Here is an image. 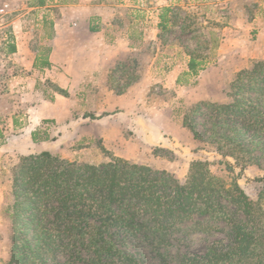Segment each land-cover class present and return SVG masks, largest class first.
<instances>
[{
	"label": "crops",
	"instance_id": "0c3cea01",
	"mask_svg": "<svg viewBox=\"0 0 264 264\" xmlns=\"http://www.w3.org/2000/svg\"><path fill=\"white\" fill-rule=\"evenodd\" d=\"M245 1L258 4L256 15L231 13L235 23L223 28L228 36L216 46L215 62L206 61L194 74L187 54L169 65L172 58L163 56L168 45L158 43L160 11L169 0H2L7 6L2 48L14 70L10 81L18 84L16 99L31 104L23 106L26 122L19 116L11 121L20 135L7 138L0 124V159L50 152L54 137L40 138L42 124H64L65 132L80 124L82 138L138 164H147L134 159L140 151L178 147L187 155L185 112L200 101L225 103L234 72L264 60V0ZM253 30L256 39L249 42ZM138 54L145 64L136 60ZM133 60L140 77L116 93L110 84H123L121 63L125 77Z\"/></svg>",
	"mask_w": 264,
	"mask_h": 264
},
{
	"label": "trees",
	"instance_id": "16d2710c",
	"mask_svg": "<svg viewBox=\"0 0 264 264\" xmlns=\"http://www.w3.org/2000/svg\"><path fill=\"white\" fill-rule=\"evenodd\" d=\"M177 19L171 8L161 9L160 40ZM188 19L180 21L182 30L193 24ZM187 55L188 68L196 74L205 58L195 50ZM121 65L122 73H127L125 63ZM130 66V74H122L123 84H110L116 93L139 78L131 74L137 62ZM244 88L255 90L256 96ZM263 89L264 60H255L230 83V102L200 101L183 117V127L195 141L234 160L238 177L249 165L245 158L252 151L249 147L264 145V109L259 108ZM198 117L208 124L206 139L197 131ZM101 151L107 161L99 165L77 164L49 151L19 156L11 187L12 236L6 264H136L115 247L121 238L140 236L163 248L185 223L190 224V234L219 230L215 224L233 234L228 248L210 249L186 264H264V178L256 180L261 189L253 200L235 179L226 183L214 175L209 161L192 160L180 183L164 170L118 158L102 146ZM80 250L88 253L86 260Z\"/></svg>",
	"mask_w": 264,
	"mask_h": 264
},
{
	"label": "rangeland",
	"instance_id": "374dc122",
	"mask_svg": "<svg viewBox=\"0 0 264 264\" xmlns=\"http://www.w3.org/2000/svg\"><path fill=\"white\" fill-rule=\"evenodd\" d=\"M169 8L177 14L178 19L175 25L170 26L165 31L162 41L160 38L158 39V43L161 42L168 45L163 56L166 59L172 58V60H166V62L170 65L174 58L177 61L187 52L195 50L201 56H204L205 62L207 61L212 65L215 62L216 46L228 36L223 28L229 23H235L230 18L231 13L240 14V12H243V14L252 17L258 12L259 6L252 1L245 0H169ZM184 17L189 18V22H193L186 30H182L180 27V21ZM255 33L256 31L253 30V33L249 34V42L256 39ZM2 39L3 37L0 35V124L4 122V133L7 138H10L11 136L20 135L17 130L11 129L12 119L19 116L17 119L21 120V124L26 122L23 106H28L31 103L29 101L21 102L20 99H16L18 84H12L10 81L14 70L8 68L7 61L4 58L2 48L4 41ZM153 48L154 54L156 53V47ZM146 52L147 57L152 54L150 48ZM136 60H138L139 64L146 63L143 54H138ZM243 70L234 72L232 81L226 84L224 92L226 93L227 101L225 103L231 101L230 97L227 96L230 93V83L235 80L236 74ZM141 73L142 70L138 65L131 74L133 77H140ZM245 91L252 97L257 94L253 89L249 91L245 89ZM259 108L264 109V97ZM196 123L198 124L197 131L203 135L204 131L208 129V124H205L200 117L196 119ZM81 127L79 124L73 130L65 132L64 124L56 126V128H53L51 124H42L38 133H40V138L46 136L49 138L50 135L54 137L50 153L61 159L76 162L77 164L89 163L96 165L107 161L101 151V143L94 139L82 138ZM186 130L189 137V153L187 155H183L184 151L177 147L175 152L151 149L142 154L140 151L141 156L134 159L146 162L147 164L143 165L158 171H166L164 168H169V171L166 172L176 176L180 183L185 181L188 166L192 160L209 161L211 163L210 170L214 175L220 177L226 183H230L232 179H235L245 193L255 200L261 189V183L256 180L264 178V145H251L249 147L252 151L245 156L249 165L243 170L242 176L238 177L240 169L235 166L232 158H222L207 143L195 141L191 132L188 129ZM206 138L207 135H203V139ZM262 138L261 141L264 140V136ZM177 152H180L181 155H178ZM152 157H158L160 161ZM188 158L191 159L189 160ZM18 164L19 157L16 155H6L4 159H0V193L2 194L0 196V264H6L10 257L12 225L9 217V207L13 203L11 195L12 179ZM189 225V223L181 225L179 232L170 237L167 247H153L140 236L121 238L115 247L124 255L131 257L136 264H186L187 260L205 256L210 249L224 250L233 241L232 232L222 224H215L219 230L212 231L209 234L199 232L190 234ZM80 252L82 260H86L88 253L81 250ZM83 262L79 261L76 264H83Z\"/></svg>",
	"mask_w": 264,
	"mask_h": 264
},
{
	"label": "built area",
	"instance_id": "2783aa9c",
	"mask_svg": "<svg viewBox=\"0 0 264 264\" xmlns=\"http://www.w3.org/2000/svg\"><path fill=\"white\" fill-rule=\"evenodd\" d=\"M7 6L0 0V35L3 36Z\"/></svg>",
	"mask_w": 264,
	"mask_h": 264
}]
</instances>
